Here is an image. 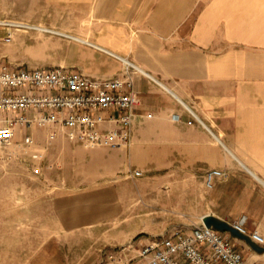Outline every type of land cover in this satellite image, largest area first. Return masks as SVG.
Listing matches in <instances>:
<instances>
[{"label": "crops", "instance_id": "0c3cea01", "mask_svg": "<svg viewBox=\"0 0 264 264\" xmlns=\"http://www.w3.org/2000/svg\"><path fill=\"white\" fill-rule=\"evenodd\" d=\"M13 6L18 20L67 33L75 42L77 57L58 65L112 77L121 75L126 59L143 71L133 75L134 111L141 118L132 126L130 163L173 165L175 191L182 189L176 184L181 167H196L204 187L202 216L241 223L242 236L227 237L249 264H264V0H13ZM54 130L56 140L66 141L62 129ZM31 134L46 135V129ZM112 152L117 167L123 149ZM97 166L95 176L113 171L105 160ZM210 169L225 175L206 187ZM28 193L32 214L37 194ZM63 198L56 196L62 229L118 211L107 185L72 196L79 210L71 216Z\"/></svg>", "mask_w": 264, "mask_h": 264}, {"label": "rangeland", "instance_id": "374dc122", "mask_svg": "<svg viewBox=\"0 0 264 264\" xmlns=\"http://www.w3.org/2000/svg\"><path fill=\"white\" fill-rule=\"evenodd\" d=\"M19 23L35 25L17 19L13 0H0V66L46 68L60 66L65 57H77L73 40L44 31L42 26L21 27ZM52 127L60 128L58 124L32 127L46 129V135L31 134L32 146L18 138L9 145L0 144V264H107L108 255L121 245L173 229L188 230L201 220L204 187L196 167H181L182 180L176 184L182 189L175 191L173 165L136 167L130 163V147H118L123 156L116 167L112 151L117 148L83 145L79 150L67 137L66 141H49L47 132ZM90 148L103 153L90 154ZM33 151L40 156L32 158ZM136 157L142 160L141 153ZM101 160L113 167L108 176H95ZM134 168L141 170L140 176L128 175ZM105 185L118 202L116 213L92 225L58 228L62 210L56 196L66 197L65 209L71 216L79 210L72 196ZM30 190L37 194L32 214L25 204Z\"/></svg>", "mask_w": 264, "mask_h": 264}, {"label": "built area", "instance_id": "2783aa9c", "mask_svg": "<svg viewBox=\"0 0 264 264\" xmlns=\"http://www.w3.org/2000/svg\"><path fill=\"white\" fill-rule=\"evenodd\" d=\"M43 30L68 36L45 27ZM122 61L121 75L112 77H94L63 66H0V144L9 145L18 135L20 143L32 146L34 139L25 129L58 124L68 140L84 146L129 148L132 126L141 118L134 111L138 96L133 75L143 71L129 60ZM55 135L51 130L49 141ZM30 156L37 158L40 153L33 151ZM128 175L139 176L141 171L129 170ZM224 175L220 169L208 170L205 186L211 187L216 177ZM231 225L244 233L241 223ZM108 258L107 264H249L232 240L201 220L188 230L173 229L138 243L128 242Z\"/></svg>", "mask_w": 264, "mask_h": 264}, {"label": "water", "instance_id": "95a60500", "mask_svg": "<svg viewBox=\"0 0 264 264\" xmlns=\"http://www.w3.org/2000/svg\"><path fill=\"white\" fill-rule=\"evenodd\" d=\"M201 221L206 225V226H212L213 228L217 229V230H227L229 232H231L234 235H239L242 236V234L240 232H238L231 224L222 221L220 219H217L216 217L206 214L203 215L201 218Z\"/></svg>", "mask_w": 264, "mask_h": 264}, {"label": "bare ground", "instance_id": "6f19581e", "mask_svg": "<svg viewBox=\"0 0 264 264\" xmlns=\"http://www.w3.org/2000/svg\"><path fill=\"white\" fill-rule=\"evenodd\" d=\"M39 27V26H38ZM42 29V28H41ZM71 37V36H70Z\"/></svg>", "mask_w": 264, "mask_h": 264}]
</instances>
